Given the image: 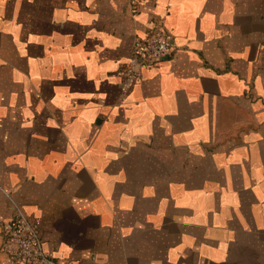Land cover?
Returning a JSON list of instances; mask_svg holds the SVG:
<instances>
[{
    "label": "crops",
    "instance_id": "crops-1",
    "mask_svg": "<svg viewBox=\"0 0 264 264\" xmlns=\"http://www.w3.org/2000/svg\"><path fill=\"white\" fill-rule=\"evenodd\" d=\"M155 18L175 47L124 88ZM14 205L64 264H264V0H0Z\"/></svg>",
    "mask_w": 264,
    "mask_h": 264
},
{
    "label": "built area",
    "instance_id": "built-area-1",
    "mask_svg": "<svg viewBox=\"0 0 264 264\" xmlns=\"http://www.w3.org/2000/svg\"><path fill=\"white\" fill-rule=\"evenodd\" d=\"M175 47L171 34L161 18H155L142 34H136L127 64L124 66L123 87L140 77L141 69L167 59ZM2 248L6 264H64L44 249L39 220L26 216L16 205L9 219L0 222Z\"/></svg>",
    "mask_w": 264,
    "mask_h": 264
}]
</instances>
